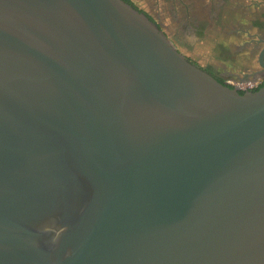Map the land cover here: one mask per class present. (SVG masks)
<instances>
[{"label": "water", "instance_id": "obj_1", "mask_svg": "<svg viewBox=\"0 0 264 264\" xmlns=\"http://www.w3.org/2000/svg\"><path fill=\"white\" fill-rule=\"evenodd\" d=\"M0 264H264V86L126 0H0Z\"/></svg>", "mask_w": 264, "mask_h": 264}, {"label": "flooded vegetation", "instance_id": "obj_2", "mask_svg": "<svg viewBox=\"0 0 264 264\" xmlns=\"http://www.w3.org/2000/svg\"><path fill=\"white\" fill-rule=\"evenodd\" d=\"M172 39L182 38L181 49L189 60L219 81L252 83L241 92L264 85V0H131ZM216 54L195 55L207 41ZM193 36L194 41L191 40ZM200 42V43H198ZM195 55V57H194ZM232 87H235L229 84ZM236 88V87H235Z\"/></svg>", "mask_w": 264, "mask_h": 264}, {"label": "rangeland", "instance_id": "obj_3", "mask_svg": "<svg viewBox=\"0 0 264 264\" xmlns=\"http://www.w3.org/2000/svg\"><path fill=\"white\" fill-rule=\"evenodd\" d=\"M217 38H220V35H215V37L214 38H212V39H214L213 40V43L215 42V44L214 45H211L210 43H207V41L206 42H204V44L203 43H201V46L202 47H200V49H202V50H199V48L198 47H196V50H195V55H196V53L197 54H201L202 56H204V57H206V58H212V57H214V55L216 54V52H215V50H216V48H217V46H216V42L217 41H215V39H217ZM182 41H183V39L182 38H180V37H176V38H173V42L175 43V45L176 46H178L180 49H181V44H182ZM190 41H194V38H193V36H191V40ZM196 42L197 41H194V45H196ZM198 43H200V42H198ZM195 55H194V57H195Z\"/></svg>", "mask_w": 264, "mask_h": 264}, {"label": "built area", "instance_id": "obj_4", "mask_svg": "<svg viewBox=\"0 0 264 264\" xmlns=\"http://www.w3.org/2000/svg\"><path fill=\"white\" fill-rule=\"evenodd\" d=\"M228 83L235 86L237 89H242V90H245L248 87L254 85L252 83H245V82L234 81V80H228Z\"/></svg>", "mask_w": 264, "mask_h": 264}, {"label": "trees", "instance_id": "obj_5", "mask_svg": "<svg viewBox=\"0 0 264 264\" xmlns=\"http://www.w3.org/2000/svg\"><path fill=\"white\" fill-rule=\"evenodd\" d=\"M126 1H128V2H131V3H132V1H131V0H126ZM263 86H264V85H263ZM261 87H262V86H261ZM261 87H260V88H261ZM260 88H259V89H260ZM257 90H258V89H257ZM241 93H243V92H241Z\"/></svg>", "mask_w": 264, "mask_h": 264}]
</instances>
